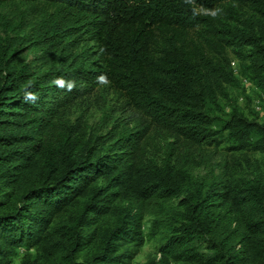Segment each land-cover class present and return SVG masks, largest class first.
<instances>
[{"label": "trees", "instance_id": "16d2710c", "mask_svg": "<svg viewBox=\"0 0 264 264\" xmlns=\"http://www.w3.org/2000/svg\"><path fill=\"white\" fill-rule=\"evenodd\" d=\"M9 5L0 264H131L146 239L145 264H264V122L230 98L242 80L264 93V0ZM208 147L247 169L197 177Z\"/></svg>", "mask_w": 264, "mask_h": 264}, {"label": "rangeland", "instance_id": "374dc122", "mask_svg": "<svg viewBox=\"0 0 264 264\" xmlns=\"http://www.w3.org/2000/svg\"><path fill=\"white\" fill-rule=\"evenodd\" d=\"M17 6L9 5L0 10V42L6 39L8 36V25L15 20ZM12 37V34L10 35ZM232 67L235 74L238 72V63L236 60L232 59ZM239 89H232L230 92V98L237 101V104L245 112L250 113V118L254 119L258 123L264 122V93L258 92L254 87L246 82L241 81ZM115 103L114 97L109 98V105L113 106ZM86 130L93 135L104 134L108 129L101 123L102 122V111L97 107H91L87 111H82ZM78 115L72 116L74 120ZM209 156L207 160H203L199 163L194 174L199 178H204L208 182L215 180V178L220 179L228 167H233L237 171L247 169V165L241 160L234 161L230 159L229 153L220 147L217 151H213L212 147L207 149ZM252 160H261L259 156H251ZM151 217L149 213L145 214L144 221L142 222V229L144 234H147L149 223ZM25 251L23 249L18 250L17 256L13 259V264H21L22 258L24 257ZM158 259L157 255V243L152 240L146 239L143 246L138 250L136 257L131 264H145L149 260Z\"/></svg>", "mask_w": 264, "mask_h": 264}]
</instances>
